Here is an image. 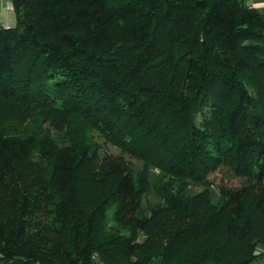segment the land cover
<instances>
[{
  "label": "trees",
  "instance_id": "1",
  "mask_svg": "<svg viewBox=\"0 0 264 264\" xmlns=\"http://www.w3.org/2000/svg\"><path fill=\"white\" fill-rule=\"evenodd\" d=\"M9 1L0 264H264V12Z\"/></svg>",
  "mask_w": 264,
  "mask_h": 264
},
{
  "label": "rangeland",
  "instance_id": "2",
  "mask_svg": "<svg viewBox=\"0 0 264 264\" xmlns=\"http://www.w3.org/2000/svg\"><path fill=\"white\" fill-rule=\"evenodd\" d=\"M264 5L262 4L261 8L259 9L260 11L264 12ZM16 14L12 5V2L9 0H0V24L2 25H7L9 27H14L16 25ZM101 143L102 140H101ZM106 147V146H105ZM108 151L113 152L114 154L118 153V150L113 148V147H109ZM132 163L134 164L135 168H139L140 164L138 162H136L135 160H131ZM155 174V173H154ZM209 180L210 182L214 185V187H217L219 185H226L228 187H240L243 184V180L234 177L227 169L225 168H221L216 170L214 173H212L209 176ZM196 193V188L192 187L189 188L187 191V194L189 196H192ZM154 200V196L150 195L147 198V201L145 202V205L147 203H152ZM219 200V192L218 190H211V201L216 204ZM154 264H158V263H154Z\"/></svg>",
  "mask_w": 264,
  "mask_h": 264
},
{
  "label": "crops",
  "instance_id": "3",
  "mask_svg": "<svg viewBox=\"0 0 264 264\" xmlns=\"http://www.w3.org/2000/svg\"><path fill=\"white\" fill-rule=\"evenodd\" d=\"M249 4L255 6L257 9H260L262 4L264 5V0H248ZM260 6V7H258ZM264 9V8H262Z\"/></svg>",
  "mask_w": 264,
  "mask_h": 264
},
{
  "label": "clouds",
  "instance_id": "4",
  "mask_svg": "<svg viewBox=\"0 0 264 264\" xmlns=\"http://www.w3.org/2000/svg\"><path fill=\"white\" fill-rule=\"evenodd\" d=\"M258 7H260V6H258Z\"/></svg>",
  "mask_w": 264,
  "mask_h": 264
}]
</instances>
